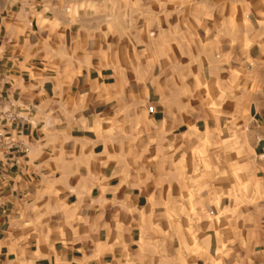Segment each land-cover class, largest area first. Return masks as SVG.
Wrapping results in <instances>:
<instances>
[{"label":"crops","instance_id":"0c3cea01","mask_svg":"<svg viewBox=\"0 0 264 264\" xmlns=\"http://www.w3.org/2000/svg\"><path fill=\"white\" fill-rule=\"evenodd\" d=\"M68 10L62 0H0V75L9 73L15 104L35 105L27 156L0 184V264H143L163 243L160 233L175 236L180 219L193 221V211L217 213L216 244L243 246L231 248L233 260L264 264V188L230 191L226 205L225 191H171L163 184L171 170L152 173L158 181L148 183L125 166L98 105L126 99L128 81L117 70L128 67L131 44L106 40L107 48L102 41L96 48V30ZM73 22L81 26L67 28ZM65 58L72 62L65 66ZM153 78L160 85L159 74ZM165 115L159 109L154 121ZM259 133L254 151L264 159V127ZM151 158L158 162L159 155ZM210 197L216 207H209ZM188 225L197 229L190 238L212 237ZM230 227L232 238L224 240Z\"/></svg>","mask_w":264,"mask_h":264},{"label":"rangeland","instance_id":"374dc122","mask_svg":"<svg viewBox=\"0 0 264 264\" xmlns=\"http://www.w3.org/2000/svg\"><path fill=\"white\" fill-rule=\"evenodd\" d=\"M62 1L68 15L86 18L82 27L96 30V48L106 40L131 44L125 53L128 67L117 70L128 81L126 99L98 105L127 168L138 169L148 183L158 181L152 173L166 176L171 170L163 180L171 191H225L226 205L230 191H263L264 159L255 156L254 147L264 127V0ZM73 23L67 28L81 26ZM71 49L67 44L68 56ZM36 51L33 59L39 61ZM62 62L66 66L72 60ZM158 74L160 85L152 82ZM159 109L166 115L155 122ZM157 154L158 162L152 163ZM210 199L209 207H216L217 198ZM216 214L190 212L193 221L180 219L175 236L161 232L163 243L143 264H244L230 254L242 245L216 244L221 240ZM189 223L212 237L190 238L197 229H189ZM231 232L230 227L223 239H231Z\"/></svg>","mask_w":264,"mask_h":264},{"label":"built area","instance_id":"2783aa9c","mask_svg":"<svg viewBox=\"0 0 264 264\" xmlns=\"http://www.w3.org/2000/svg\"><path fill=\"white\" fill-rule=\"evenodd\" d=\"M11 85L9 73L0 75V184L7 182L14 169L19 168L26 158L31 137L26 131L35 105L19 106L9 97ZM153 112V106H149Z\"/></svg>","mask_w":264,"mask_h":264}]
</instances>
